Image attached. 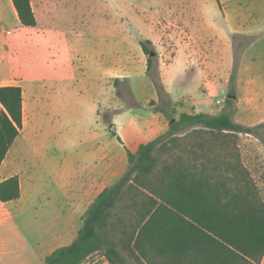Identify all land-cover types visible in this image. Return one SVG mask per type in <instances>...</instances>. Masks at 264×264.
I'll use <instances>...</instances> for the list:
<instances>
[{
  "label": "crops",
  "instance_id": "1",
  "mask_svg": "<svg viewBox=\"0 0 264 264\" xmlns=\"http://www.w3.org/2000/svg\"><path fill=\"white\" fill-rule=\"evenodd\" d=\"M29 1L34 28L21 27L12 1L0 0V87L22 89L23 124L25 103L31 107L29 131L64 130L42 208L47 225L60 227L57 241H67L58 248L76 238L87 208L126 172L127 152L135 154L169 130L171 121L159 110L141 40L152 44L176 120L180 114L214 116L225 109L234 69L231 36L252 37L236 68L233 114L247 115L237 122L245 126L264 122V0H215L218 23L197 0H107L96 6L92 0L86 9L83 0ZM126 8L137 15L135 24ZM148 15L154 17L150 24ZM52 115L60 125H41L51 123ZM15 143L17 138L6 157ZM4 164L5 159L1 181L19 180L15 201L21 202L24 182L30 195L20 204L31 201L37 173L20 164L10 174ZM94 258L110 264L99 254L85 264ZM126 263L134 264L125 257Z\"/></svg>",
  "mask_w": 264,
  "mask_h": 264
},
{
  "label": "trees",
  "instance_id": "2",
  "mask_svg": "<svg viewBox=\"0 0 264 264\" xmlns=\"http://www.w3.org/2000/svg\"><path fill=\"white\" fill-rule=\"evenodd\" d=\"M11 1L20 26L34 28L30 1ZM139 43L159 110L171 121L169 130L135 154L127 152L126 172L87 208L76 238L43 264H85L95 254L110 264H125V257L134 264H261L264 198L238 142L241 135L264 142V122L250 127L233 120L237 56L225 109L214 116L180 114L175 120L157 66L152 73V44ZM22 124V89L0 87V165ZM159 156L165 157L159 161ZM19 197L17 176L0 182V203Z\"/></svg>",
  "mask_w": 264,
  "mask_h": 264
},
{
  "label": "rangeland",
  "instance_id": "3",
  "mask_svg": "<svg viewBox=\"0 0 264 264\" xmlns=\"http://www.w3.org/2000/svg\"><path fill=\"white\" fill-rule=\"evenodd\" d=\"M91 1L83 0V9L92 5ZM99 1L106 2L107 0H95V6L96 2ZM130 1L131 3H135L136 1L140 3L151 0ZM196 3L201 9H209L211 20L218 23L220 14L215 5V0H197ZM115 4L114 10L119 12L118 3L116 2ZM151 5L154 9L153 3ZM126 17L134 24L138 18L132 8H126ZM153 20L154 17L148 15L146 19L147 23L150 24ZM167 20L170 21L171 19ZM167 27L174 28L169 23H167ZM142 29V34L146 35L145 29ZM8 30L12 31L11 28H8ZM135 35L138 39L142 38L137 32ZM251 40L252 37L231 36L233 55L237 56L238 60L243 48ZM150 48L154 51L152 46ZM155 67L156 62L152 73L155 72ZM232 73L233 69L230 77ZM30 108V105L27 107V103H25L24 126H22L17 137V143L14 144L5 158V164L2 168L11 174L18 170V165H26V169L29 167L37 173L38 186L32 200L24 205L20 203H23L22 201L26 200L30 195L26 182L22 184L23 200L21 199V202L14 201L0 204V262H5L6 264H43L47 255L61 244L67 243V241H57L56 238L60 227L57 225H47L49 219L44 215L42 209L45 205L44 192L46 187L44 186L45 184H49L52 179V165L57 164L59 161L61 155L59 139L60 134L64 133V130H59V128L53 129V131L47 130L46 135L44 131H42V134L34 130L29 131L27 125H31ZM53 117L54 115H52L51 123H41V125H60L57 120L58 118L54 120ZM246 118L247 115L235 117L233 114V119L239 123H242ZM190 130L191 128L185 129L177 135L181 136ZM260 134L264 138V130L260 131ZM238 143L242 161L250 171L264 198V142L255 136L241 135ZM164 157L159 156V161ZM1 180L2 177H0ZM88 264H103V262L98 258H94Z\"/></svg>",
  "mask_w": 264,
  "mask_h": 264
},
{
  "label": "built area",
  "instance_id": "4",
  "mask_svg": "<svg viewBox=\"0 0 264 264\" xmlns=\"http://www.w3.org/2000/svg\"><path fill=\"white\" fill-rule=\"evenodd\" d=\"M217 104H221V101H217Z\"/></svg>",
  "mask_w": 264,
  "mask_h": 264
}]
</instances>
